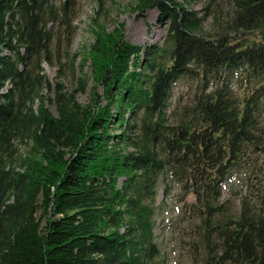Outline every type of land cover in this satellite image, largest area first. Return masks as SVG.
I'll list each match as a JSON object with an SVG mask.
<instances>
[{"label": "trees", "instance_id": "obj_1", "mask_svg": "<svg viewBox=\"0 0 264 264\" xmlns=\"http://www.w3.org/2000/svg\"><path fill=\"white\" fill-rule=\"evenodd\" d=\"M135 2L140 14L157 12L162 43L132 44L124 24L108 32L95 22L79 64V73L89 69L91 101L81 105L75 95L89 78L79 74L67 94L61 76L49 83L42 66L60 34L68 44L75 33L65 5L0 0V264H152V208L167 173L197 185L203 264H264V186L255 212L243 201L230 216L218 204L246 149L264 146V0H231L214 36L184 1ZM237 71L257 81L251 93L223 84L168 122L178 79L206 85ZM16 143L29 145L19 161Z\"/></svg>", "mask_w": 264, "mask_h": 264}, {"label": "rangeland", "instance_id": "obj_2", "mask_svg": "<svg viewBox=\"0 0 264 264\" xmlns=\"http://www.w3.org/2000/svg\"><path fill=\"white\" fill-rule=\"evenodd\" d=\"M204 16L203 32L214 36L226 22L228 12L233 9L231 0H181ZM66 4L69 15L74 19L75 33L67 44L59 41L54 43L51 64H43L44 74L49 83L57 82L60 75L61 89L73 93L78 89V75L89 78V69L84 67L79 73L82 53L94 41V24L103 26L108 32L124 24L125 40L137 45L147 46L161 44L166 27L157 22V12L153 9L140 14L134 11L135 0H55L58 7ZM56 32V30H54ZM61 33V32H60ZM73 62V63H72ZM73 66V70L71 67ZM256 80L245 78L241 71L229 72L218 82L207 81L201 84L197 76L182 77L173 83L165 105L168 122L175 124L183 116L184 110L194 105L200 94L220 88L223 84L233 94L251 93L256 87ZM90 78L83 92L75 95L81 105L91 101ZM205 85V86H204ZM258 86L260 83L257 84ZM97 95L101 88L96 90ZM46 94V92H45ZM53 99V92L49 95ZM103 103L102 99L100 100ZM260 122L264 129V96L260 99ZM51 111L54 108L50 106ZM29 149L26 143H16L15 159H22ZM246 161L230 170L221 185V197L218 201L219 212L236 216L245 202L255 212L260 208L264 186V146L246 149ZM197 189L193 179L178 175L164 174L158 185L156 202L153 205L155 222L154 240L159 253L152 264H203L206 242L203 237L202 215L198 212L199 205L192 194Z\"/></svg>", "mask_w": 264, "mask_h": 264}, {"label": "water", "instance_id": "obj_3", "mask_svg": "<svg viewBox=\"0 0 264 264\" xmlns=\"http://www.w3.org/2000/svg\"><path fill=\"white\" fill-rule=\"evenodd\" d=\"M66 4H67V2L65 3V8L64 9H66Z\"/></svg>", "mask_w": 264, "mask_h": 264}]
</instances>
